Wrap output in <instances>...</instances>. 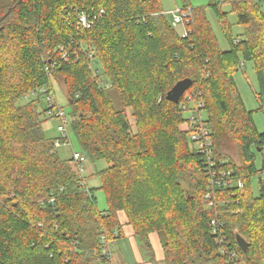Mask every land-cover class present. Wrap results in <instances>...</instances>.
<instances>
[{
    "label": "trees",
    "instance_id": "obj_1",
    "mask_svg": "<svg viewBox=\"0 0 264 264\" xmlns=\"http://www.w3.org/2000/svg\"><path fill=\"white\" fill-rule=\"evenodd\" d=\"M224 5L246 27L241 41L228 34V51L207 18L209 7L230 33ZM263 7L264 0H209L192 8L190 35L181 38L161 0H0V264H89L99 257L102 234L120 239L125 225L148 250L156 234L167 264H229L211 232L204 159L191 140L201 122L188 117L199 105L217 162L227 160L217 150L226 141L238 145L247 165H224L244 187L219 192L226 202L218 216L242 264H264V164L259 197L251 185L252 147L264 149V132L234 80L240 56L253 62L264 110ZM80 14L91 27L79 23ZM55 76L72 108L69 137L73 132L84 155L108 164L99 173L104 211L94 190H83L79 166L55 151L58 135H45L38 90L51 91ZM185 79L192 87L178 103L169 101Z\"/></svg>",
    "mask_w": 264,
    "mask_h": 264
},
{
    "label": "rangeland",
    "instance_id": "obj_2",
    "mask_svg": "<svg viewBox=\"0 0 264 264\" xmlns=\"http://www.w3.org/2000/svg\"><path fill=\"white\" fill-rule=\"evenodd\" d=\"M161 2H162V6L165 12V17L169 21H171L170 12L175 10L176 6H178L180 9L183 8L182 0H161ZM208 4H209V0H193V6L190 8L198 7V6H208ZM260 4L262 3L260 2ZM222 9L224 12L227 13L226 20L232 26L230 33H226L223 30L221 20L216 15V13L213 11L212 8L207 7V18H208L210 25L213 28L214 33L216 34L220 48L224 51H228L231 48V44L228 39V34H230L234 40L241 41L244 39L246 27L244 25L239 24L237 13L232 11L230 6L224 5L222 6ZM176 30L180 32L182 31V28L177 27ZM239 61H240V65L238 69L236 70V72L234 73V80L236 82L238 91L243 99L246 109L252 112L253 121L255 123L257 130L263 133L264 132V110H260V105L255 95V91L257 90V77L255 73V66L253 62L245 61L242 58V56H240ZM49 85H51V89L55 94V98H56L58 106L62 107L64 111L68 114V116L70 115L69 117L71 118L72 108L69 105V101H68L67 94H66L67 91H66V87L63 84V80H61L58 76H55V78L54 77L51 78V83ZM111 94L113 96L112 98H113L114 108L116 110H122L123 106H122V103L117 93L111 92ZM29 99L31 98H26L25 101L29 102L30 101ZM34 99H37V98L33 97V100ZM39 105L42 109L47 108V102L45 101L44 96L40 98ZM185 117L187 118V116ZM57 125H58V122L55 119L46 120L43 126L46 137L54 138L58 135ZM70 139H71L74 150L82 152L83 150L80 147V144L78 143L73 132H70ZM217 150H218V153L221 154L223 158H227V160L232 161L237 166L239 167L247 166L243 162L239 147L235 142H226V141L221 142L219 145L217 144ZM252 152L254 155L253 162L257 168V173L254 174L251 178L252 194L254 197H259L260 196L259 177L261 175L260 172L264 164V149L260 151L256 147H252ZM59 154L62 159L67 160L71 156V149L64 148L59 151ZM86 157H87V161L84 165L85 178L87 180L89 187L94 190V195L97 199V208L100 211H104L108 208V203H107V199H106V195L104 191L101 190L99 173L100 171L104 170L108 166V164L104 160H95L94 158H90L88 156ZM263 176H264V173H263ZM186 189L188 188L186 187ZM219 202H220V206H223L226 201L223 200ZM118 215H119V220H121L123 224L127 223L126 218H125L126 215L122 211H120ZM130 230L133 231L131 227H130ZM154 247H155V250H157L158 252L159 247L156 242L154 244ZM112 251H115L114 248H112ZM145 254H147L148 257H151L148 251L146 250H145ZM113 256H114V253H113ZM88 258H91V257H88ZM111 263L115 264L113 257H112L111 262L105 261L101 257H98V258H93L89 264H111Z\"/></svg>",
    "mask_w": 264,
    "mask_h": 264
},
{
    "label": "built area",
    "instance_id": "obj_3",
    "mask_svg": "<svg viewBox=\"0 0 264 264\" xmlns=\"http://www.w3.org/2000/svg\"><path fill=\"white\" fill-rule=\"evenodd\" d=\"M257 1L260 0H255V2ZM170 15L171 26L175 30L177 27H181L182 31H176L181 38H188L191 31V29H189V25L192 22V8L189 7L180 9L176 6V9L171 11ZM79 23L85 28L91 27V22L85 14L79 15ZM90 58H93L91 54ZM90 69L92 71H96L93 65L90 66ZM38 92L44 96L45 101L47 102L45 116L47 119H55L58 122V137L54 140L55 151L59 152L64 148H71L70 158L79 166V174L82 179L81 185L83 186V190L85 192H89V186L85 180L84 168L87 157L82 152L75 151L73 148L69 137L68 126L70 125V118L68 114L62 107L58 106L55 94L52 90L49 91L41 88ZM187 99L190 100V97ZM199 107L201 106H196L195 108L197 111L195 110L196 112H190L191 114L188 118L193 123H196L197 120H199V123L201 122L191 133V140L196 151L201 154L204 159L203 172L207 179V192L205 193L204 198L207 202L208 208L215 211V216L210 221L211 232L215 236L217 243L220 245V254L228 258L229 264H242L238 252L231 244V240L225 228V223L218 216V207L220 206L218 194L220 191H230L235 187L242 190L244 184L242 180H237L233 177V170L224 168V165L228 162V160H221L217 162L212 146L211 133L204 126V120L199 111ZM183 108H185L184 104ZM116 236L117 232L113 237H110L106 232H104L100 242L101 250H99V252L95 251V254H98L103 260L111 262L114 253L112 248L119 240Z\"/></svg>",
    "mask_w": 264,
    "mask_h": 264
},
{
    "label": "crops",
    "instance_id": "obj_4",
    "mask_svg": "<svg viewBox=\"0 0 264 264\" xmlns=\"http://www.w3.org/2000/svg\"><path fill=\"white\" fill-rule=\"evenodd\" d=\"M158 244L159 251L155 250L154 244ZM151 250L135 236L129 226L123 227L122 237L114 245L113 260L115 264H166L161 241L156 234L150 237ZM148 251L151 257L145 254Z\"/></svg>",
    "mask_w": 264,
    "mask_h": 264
},
{
    "label": "water",
    "instance_id": "obj_5",
    "mask_svg": "<svg viewBox=\"0 0 264 264\" xmlns=\"http://www.w3.org/2000/svg\"><path fill=\"white\" fill-rule=\"evenodd\" d=\"M193 85V81L190 79H185L179 81L167 94V99L171 102L178 103L180 99L184 96L186 91L190 89ZM237 243L242 250L243 253L247 254L248 251V243L246 240L238 235L236 237Z\"/></svg>",
    "mask_w": 264,
    "mask_h": 264
}]
</instances>
